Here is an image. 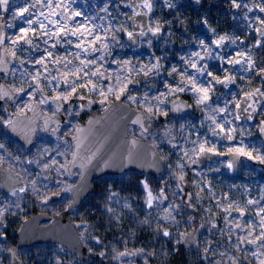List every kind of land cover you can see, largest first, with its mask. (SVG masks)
Listing matches in <instances>:
<instances>
[{
    "label": "rangeland",
    "instance_id": "obj_1",
    "mask_svg": "<svg viewBox=\"0 0 264 264\" xmlns=\"http://www.w3.org/2000/svg\"><path fill=\"white\" fill-rule=\"evenodd\" d=\"M138 1L143 6L145 0ZM174 1L168 0V4L174 5ZM60 2L61 0H51V7H48L39 0H10L8 14L0 12V22L4 25L7 37L5 47L11 59V71L7 81L15 92L12 103H3L6 114L25 113L32 102H37L44 111L58 116L50 98L60 97L64 104L60 110L62 117H58L62 125L58 126L57 131L46 134L40 127L28 149L16 145L11 147L10 154L4 144L0 145L3 164L13 169L26 185L21 194L15 192L6 197L0 196V222L3 216L4 219L18 221L21 217L29 216L33 210H39L52 217H67L77 230L84 226L82 221H72L69 215L57 213L62 206L67 208L71 201L70 189L79 177L78 168H74L71 174L67 171L72 154L70 138L76 133L77 126L86 118L87 113L100 112L109 101L120 99L146 114L148 131L129 126L128 134L149 140L160 154L162 166L169 170L175 182L168 189V193L165 192L166 189H162L163 196L166 197L163 200L157 199L161 189L156 195L148 186L153 196V206L147 209L153 213L154 226L159 227L162 235L167 230L170 235L166 238L174 239L175 245H181L183 233L196 229L195 248L187 250L181 246L185 251H190L189 256L193 259L200 258L206 264H261L264 261V247H259L257 237L261 232V219L264 217V212H261V208H264V176L254 178L250 175L251 166L256 170L260 169V164L257 163L260 156L252 154L244 147L242 143H247L246 137L242 143L235 137L240 136L243 131L239 128L240 124L235 123L233 105L236 98L230 93L235 95L238 89L237 92L229 93L226 91L227 85L218 88L213 83L209 101L198 104L197 94L190 90L191 84L188 83V77L194 72V69L188 67L192 53L199 52L204 57L198 62V66L206 64L214 76L222 79L228 75V70L224 72L216 69L217 66L221 67V62L208 58L201 44L195 51H188L178 48L177 39L176 44H171V41L167 42L164 38H146L131 46L126 36L121 33V26L126 30L128 18L132 14L127 0H75L67 10L57 7ZM64 3H69V0H64ZM257 4L264 6V0H250L248 3L252 9L250 22L257 19L255 11L261 14L255 7ZM153 6L154 4L151 11ZM25 8L29 11L24 13L23 18L14 16V13ZM145 10L151 15V11L147 8ZM52 11L56 15H51ZM75 12L82 15L73 20L70 17ZM40 13L43 15H39ZM28 19L32 20L31 26L25 23ZM41 23L44 27L40 26ZM21 28L26 30V40H31L30 44L25 40L14 43L22 35ZM61 29L67 30L68 35H64ZM73 31L78 34L72 35ZM97 36L100 37L99 40L95 39ZM78 44L82 47L78 48ZM168 44L171 48L169 51ZM232 44L233 49L238 46V42ZM248 56L252 59V51ZM169 58L173 59L171 63ZM257 59L259 62L253 60L254 66L247 71L255 80L258 63L262 62V58ZM157 63L159 67L153 68ZM173 68L176 69L175 72H172ZM218 72L223 73L219 76ZM208 79L211 78L197 74V86L207 87ZM185 84L188 87L184 91H169V88L175 89L178 85L183 87ZM28 87L33 88L32 97L31 92L24 90ZM73 88L75 92L72 91ZM64 96H68L69 100L65 101ZM128 96L136 99L129 100ZM81 97L91 103L90 106L83 103L87 113L82 115ZM154 97H159L162 103H158ZM174 97L185 99L191 107L190 110L179 117L169 115V104ZM220 108H226V111L219 112ZM260 124L261 121L258 130ZM221 125L223 132L220 130ZM228 129L233 130V139L227 138ZM201 147L213 152H239L245 156V162L236 170L232 166L228 167L231 162L227 158L215 159L194 169L187 168L183 160L194 163ZM244 153H250L255 158ZM127 172L136 171L124 173ZM140 174L139 183L146 181L148 184L146 177L150 174ZM136 177L131 176L130 179L134 181ZM52 192L60 194L59 199L51 204L44 202V196ZM113 194L112 199L108 200L112 203V214L119 206L128 204L120 198L118 190ZM147 195L148 192L144 194V204ZM114 196L116 200H113ZM249 201L254 203L249 204ZM77 208L67 213L72 214ZM241 212L244 213L243 217L240 216ZM237 224L241 227L237 228ZM248 232L252 233L250 237ZM241 238L245 241L257 240V244L244 242L238 246ZM5 246L9 258L13 247L9 249L8 241ZM21 249L18 250L20 258ZM44 249L46 254L43 257L49 261L48 264H80L83 261L78 259L76 253L69 254L59 244H48ZM120 253L134 255L121 257ZM120 253L116 257L117 264H139L137 253L128 250ZM83 254L86 260V246ZM138 254L142 255V252ZM153 254L154 252L150 255Z\"/></svg>",
    "mask_w": 264,
    "mask_h": 264
},
{
    "label": "water",
    "instance_id": "obj_2",
    "mask_svg": "<svg viewBox=\"0 0 264 264\" xmlns=\"http://www.w3.org/2000/svg\"><path fill=\"white\" fill-rule=\"evenodd\" d=\"M193 6H198L202 0H187ZM129 7L134 13L129 18L130 32L133 37L128 41L131 45H136L141 39L148 35L158 38L160 33L153 35L149 29L150 16L140 6L138 0H127ZM2 12L6 11L0 9ZM260 26V25H259ZM0 37L4 38L3 25L0 26ZM144 32V35L140 33ZM257 41L261 42L262 36L256 31ZM3 42V41H2ZM0 42V45L2 44ZM260 45V44H259ZM256 42V47L259 46ZM11 70V59L8 50L0 47V75H7ZM223 84H218L223 88ZM7 92V95H3ZM256 90L251 93H255ZM261 92V91H260ZM15 92L12 88L0 81V100L7 97L11 102ZM264 101V96L255 94L246 98V94L240 96L238 102L240 108H234V120L236 124L247 121L252 123L258 113L260 104ZM51 102L59 113L62 107L60 101L51 98ZM84 103V102H83ZM82 103V107H83ZM59 104V108H58ZM190 105L180 97L173 98L169 104V115L179 117L181 114L190 110ZM248 111L245 112L244 109ZM83 113L85 109L82 108ZM239 114L240 119H236ZM61 115V114H59ZM251 116V119H248ZM141 123H134L137 118ZM43 121V127L46 134H50V124H54L55 129L62 121L54 116L42 112L40 105L33 104L29 114L12 113L10 116L11 123L6 125L7 130L23 146L29 147L33 143L36 131L39 129V121ZM148 118L141 110L135 109L122 100L108 102L100 112L87 116V118L77 126L76 133L70 138L72 154L67 166L71 174L74 168L79 169L77 183L70 189L71 202L66 208V212L77 208L82 201L93 192V181L102 176L120 175L125 171H137L140 173L157 176L162 171V158L147 139L128 136V126L136 125L142 131L147 132ZM259 126L258 135L264 146V132H261ZM146 129V131H145ZM228 158L231 162L232 169L236 170L245 162V156L239 152H213L205 149L203 153L196 157L194 163H189L185 159L184 165L189 169H194L202 164L208 163L215 159ZM23 180L14 174L11 170L0 166V190L6 194L12 193L14 189L24 190ZM58 194L49 196L46 200H56ZM187 207V204L185 205ZM50 220V221H49ZM49 221L46 224L42 222ZM17 242L11 250L10 264H20L21 258L17 256L18 250L24 247H30L35 244L57 243L63 246L69 254L76 253L78 259L83 260L85 255V246L79 236L75 225L65 216H57L50 219V216L43 212H35L25 218L16 233ZM181 245L187 249H193L197 242L196 229H190L182 234Z\"/></svg>",
    "mask_w": 264,
    "mask_h": 264
},
{
    "label": "trees",
    "instance_id": "obj_3",
    "mask_svg": "<svg viewBox=\"0 0 264 264\" xmlns=\"http://www.w3.org/2000/svg\"><path fill=\"white\" fill-rule=\"evenodd\" d=\"M165 3V0H154ZM8 13H6L7 15ZM154 15L158 17V20L162 23L166 18L165 8H157ZM161 23H158L160 25ZM171 44L177 40L175 38L170 39ZM264 47V43L261 48ZM258 50L257 54L252 53V61L262 58V62L258 63L259 67L256 76H260V80H256L247 72L245 79L238 85L237 94L233 95L228 90L234 100L233 108L239 99V97L258 87L264 83V79L261 76L264 74L261 70L264 69V50ZM171 50L168 48L167 51ZM172 58H169V63L172 62ZM174 66V64L172 65ZM247 64L246 67L247 68ZM223 72H219V76ZM214 74V73H213ZM239 80V78H238ZM264 87V84H263ZM262 90V88H261ZM260 114L255 116L253 124L242 123L239 128L243 131L242 134L235 135L239 138V142L242 143L244 137L247 143H242L244 147L252 154H259L260 169L256 170L251 166L250 175L254 178L256 176H264V146L258 135V124L264 119V104L261 106ZM232 110V107H231ZM234 110V109H233ZM232 110V112H233ZM82 115V114H81ZM241 169H239L240 171ZM237 171V172H239ZM140 173L127 172L121 176H102L101 178L94 180V190L89 194L80 206L72 211V214L65 212V206H62L57 213H64L69 215L72 221H82L84 226L79 228V235L82 242L88 251V257L83 259L80 264H117L116 257L122 251L128 250L137 253V261L139 264H206L200 258L197 260L189 256L190 251L180 245H175V240L172 238L167 239L161 234L159 227H155L153 223V213L149 212L146 204L143 203L144 194L151 189L156 193H159L160 189H166L165 192H169L168 189L175 183L173 175L169 173L166 167H163V171L158 176L148 175L146 177L148 181L149 189H145L138 178L141 177ZM131 176H137L133 181ZM118 190L120 198L128 202L125 206H119L116 208V212L112 214V203L109 200L112 197L113 192ZM230 192V191H229ZM112 199V198H111ZM117 198L114 196L113 200ZM110 209V210H109ZM36 210H33L34 212ZM55 216V214H53ZM16 228H11L9 233L8 245L9 249L15 245ZM99 241V243L97 242ZM44 245H34L31 247H24L21 249L22 264H48L49 261L44 259L45 248ZM142 252V255L138 254ZM154 254L151 256L150 254ZM103 253V255H101ZM7 264L9 262L7 261Z\"/></svg>",
    "mask_w": 264,
    "mask_h": 264
},
{
    "label": "flooded vegetation",
    "instance_id": "obj_4",
    "mask_svg": "<svg viewBox=\"0 0 264 264\" xmlns=\"http://www.w3.org/2000/svg\"><path fill=\"white\" fill-rule=\"evenodd\" d=\"M151 1L153 2L154 6H153V11H151V15L153 18L151 17L152 21L150 18V26H151V29H154V28L159 26L161 28V31L159 32L160 35L158 38H153L150 35H148L146 38H151L152 40L153 39L159 40L161 38H164V39H166L167 42L171 41L170 39L175 38L179 41L178 48H180L182 50H188V51H195L197 49V47H199V45L201 44L200 43L201 41H203L205 44H209L210 49L213 52V55L219 53L225 57V62L222 65L224 72L226 70H228L227 76L233 77L232 82L227 84L226 91H228L229 88H232V92L237 91L238 85L240 86L239 83L241 81L243 82L245 80V79H243V77L248 75L247 73H245V70H244L246 67V63H244V60H242L240 65H231V64L226 63V61L229 59L240 58L237 55L238 53L246 54L244 56L245 60L247 59V57L251 51H252V53L257 54L258 50H260L262 44L264 43V36H262V38H261L260 45L258 47H256V42L258 40V37L256 35V29L259 27V20L264 19V13L258 14L255 11L254 15H258L257 19L254 22H250V12H248V10H247L248 8H250L248 6V3L250 0H237V2L242 3V5L244 3L247 4V8L242 6L239 9L234 8L232 6L231 0H202L200 5H198V6H193L187 0H175L174 5H172L171 7L168 4V0H165V3H163V4L160 3L161 1L160 2L154 1V0H151ZM140 6H141V4H140ZM141 7L146 12L145 8L143 6H141ZM157 8H165L166 18L163 19L162 23L158 20V17L154 16V15H156L155 11L157 10ZM130 10L132 11V14H133L134 11L131 8H130ZM0 12L6 14L8 12V7H7L6 11L2 12L0 10ZM131 15H130V17H131ZM151 15H149V16H151ZM129 18H128V22H129ZM158 23H161V24L158 25ZM121 29H122V31H121L122 35L124 37L126 36V38L128 39L127 33L130 32L129 23H128V25H126V30L122 26H121ZM220 37H227V39L224 40V42L221 44L220 47H217L216 45L210 43L211 41L217 40ZM146 38L139 40L137 42V44L140 41L145 40ZM6 40H7V37H6L5 30H4V39H3V42L0 45V47H3L7 50V48L5 47ZM232 41L238 42V46L235 49L232 48L234 46L232 44L233 43ZM173 44H176V41ZM131 46H135V45H131ZM168 48H170L169 44L167 45V49ZM261 50L263 51L264 47L261 48ZM258 67H259V65L257 66V68ZM218 68L221 69V67L217 66L216 69H218ZM235 71H237V72L240 71V73H234ZM9 74H10V72H9ZM9 74L0 75V81H3L8 86H10L8 84V81H7ZM224 77L225 76H223L222 79ZM238 78H239V80H238ZM256 78L258 81L260 80V76H256ZM261 78L264 79V74L261 76ZM263 84L261 86H258L256 88L244 93V94L251 93L252 91H254L256 89H259L261 92H264ZM261 88H262V90H261ZM24 90H27L28 93L31 92V97H32L33 88L28 87V88H25ZM238 100H237V102H238ZM13 101H14V97H13V100L11 102L8 100L7 97L0 100V145L4 144L6 149H7V152L9 154H10V149L13 146L19 145V146H22L24 149H28L33 144L32 143L29 147L23 146L20 142L17 141V139H15V137L6 128V125L10 121V116L12 113H9V115L6 114V111L4 110L5 105L3 103L4 102L12 103ZM82 101H81V103H82ZM237 102H236V104H237ZM50 103L52 104L51 98H50ZM33 104H38L41 107V104H39L37 102H32L28 111L25 113H21V114H26V115L29 114ZM263 104H264V101L260 104L257 115L260 114V110H262L261 106ZM63 105L64 104L62 102V106ZM52 107L56 111L53 104H52ZM234 108H235V106H234ZM41 109H42V107H41ZM42 112L47 113L48 115L55 117V115H51L48 112L44 111L43 109H42ZM13 113H15V112H13ZM56 113H58V112L56 111ZM86 113H87V109L85 108V114ZM86 115L89 116L90 114L87 113ZM87 116H86V118H87ZM254 121H255V118H254ZM262 121L263 120H261V122ZM242 123L243 122H241L240 124H242ZM244 123H248V122L244 121ZM38 125H39V129L41 127L42 130L45 132L42 120L39 121ZM59 125H62V123L58 124L56 126V129H55L54 124H50L49 129L51 130V133L57 131ZM37 131H36L35 135L37 134ZM33 141H34V139H33ZM0 166H3L7 170H11L14 174L19 176L17 173L14 172L13 169H11L8 166H5L3 164V158L2 157H0ZM24 184H25V182H24ZM25 188H26V185H25ZM25 188H24V190H25ZM24 190L21 191V190L14 189L12 191V193H9V194H6L5 192L0 190V196L6 197V196H9L15 192H16V194L20 193V192H24ZM54 194H58V193L52 192V193L48 194V196H44V202L51 204L52 202H55L56 200H58L60 197V194H58L59 196L56 200H50V201L46 200L49 196H52ZM35 212H43V213L48 214L50 216V219L54 218L49 213H47L45 211H39V210L31 212L30 215L35 213ZM65 212H66V209H65ZM27 217L28 216L21 217L18 221L14 220L12 218L4 219V216L2 217L1 222H0V228H1L0 233H2L3 236L0 237V242H1L0 264H7V261L10 264L11 252H10V256L8 258L7 257V251L5 250V248H6L5 244L8 241L7 238H9L10 229L11 228L15 229L16 226H18V228H17V230H18L22 221ZM55 217H57V216H55ZM49 221L42 222L41 224H46ZM17 230H16V233H17ZM16 242H17V238H16ZM48 244H57V243H42V244H35V245L47 246ZM15 245H16V243H15ZM32 246H34V245H32ZM17 256H18V253H17ZM21 262H22V258H21Z\"/></svg>",
    "mask_w": 264,
    "mask_h": 264
},
{
    "label": "snow or ice",
    "instance_id": "obj_5",
    "mask_svg": "<svg viewBox=\"0 0 264 264\" xmlns=\"http://www.w3.org/2000/svg\"><path fill=\"white\" fill-rule=\"evenodd\" d=\"M9 2H10V0H0V9L7 10ZM39 2H41L43 4H46L48 7H51V0H39ZM74 2H75V0H69V3H64V0H61V2L59 4H57V7H63L65 10H67L70 7L71 3H74ZM231 3H232V6L234 8H237V9L241 8L242 6L247 8V4L246 3H244L242 5V3H238L237 0H231ZM169 6L171 7L172 5H169ZM32 7H35V5H33ZM143 7L147 8L149 11H151V9H152L151 0H145V2L143 4ZM255 7L258 8L261 13H264V6H262L261 4H257ZM104 10L106 11L107 9L105 8ZM247 10H248V12L252 11L251 8H248ZM28 11H29V9H27V8L22 9L20 12L14 13V16L23 18L24 13H26ZM50 14L53 15V16L56 15L55 11H52ZM39 15H43V13H40ZM81 15H82V13L75 12V13L72 14V16L70 18L75 20V17H79ZM85 20H87L86 17H85ZM25 23H27L29 26H31L32 20H30V19L25 20ZM259 25L260 26L256 29V31L261 36H264V19H260L259 20ZM40 26L44 27L43 23H41ZM81 27H83V25H81ZM85 30L88 31L87 29H85ZM61 31H63L64 35H68L67 30L61 29ZM149 31H151L153 35H156V34H158L161 31V28L158 26V27H156L154 29L150 28ZM20 32L22 33V35L18 36L17 41H14V43L18 42L19 40H25L26 43L30 44L31 40H26V30L24 28H21ZM71 34L72 35H77L78 32L77 31H73ZM140 34L144 35V32H141ZM127 35H128V37L130 39L133 37V33L132 32H128ZM3 39H4L3 37H0V42H2ZM95 39L99 40L100 37L97 36V37H95ZM225 39H227V37H220L219 39L211 41L210 43L216 45L217 47H220ZM232 42L235 43V41H232ZM200 43H201V46L205 50V55L208 58L217 59V60H219L221 62V71H223L224 69H223L222 65L225 62V57L223 55L219 54V53H217L214 56L212 51H211V49H210V45L209 44H205L203 41H201ZM260 43H261L260 41H257L258 45ZM77 47L80 48L82 46L78 44ZM85 51H87V50L85 49ZM93 51H95V49H93ZM237 55L240 58L229 59V60L226 61V63L231 64V65H240L242 60H244V63H246L248 65V67L244 69L245 71H248L249 69H251L254 66V62L252 61L250 56H248L247 59L245 60L244 56L246 54L238 53ZM193 56L195 57V59H191V57H193ZM203 59H204V57H202L199 52H196V53L190 54V58H189V62H188V67H191L192 69H194L193 74L190 77H188V83L191 84V89L190 90L197 94V101L196 102L198 104H205L206 102L209 101V99H210L209 92L212 90L213 83H215V84H223V85L226 86L227 84H229L233 80V77L227 76V75L223 79L219 78L218 76H214L213 73L208 70V66L206 64H204L202 66H198V62L203 60ZM37 63H41V62L37 61ZM158 67H159L158 63L153 65V68H158ZM175 71H176V69L173 68L172 72H175ZM261 71L264 72V69H262ZM186 73H187V68L185 69V74ZM197 74L200 77H205L206 76V77H210L211 78V79L206 80L207 87L197 86V83H196ZM170 75H171V73H170ZM183 81H184V75L181 76V82H183ZM187 87H188L187 84H185L183 87L178 85L175 89L169 88V91L170 92H172V91L181 92V91L186 90ZM21 91H23V90H21ZM72 91L75 92V88H73ZM7 94H8L7 92L3 93V95H7ZM255 94H258L260 96H264V92H260L259 89H256L255 93H247L246 94V98H250L251 96H253ZM0 98H2V97H0ZM54 99L56 101H59L60 97H55ZM63 99L65 101H68L69 97L68 96H64ZM81 99H83V98L81 97ZM127 99L135 100L136 97L128 96ZM154 99L158 103H162V101H160L159 97H154ZM42 102H46V101H42ZM58 108H59V104H58ZM236 108L237 109L240 108V103L239 102H237ZM148 111H149V113H151V109H149ZM218 111L219 112H225L226 108H220V109H218ZM244 111L247 112L248 109L245 108ZM165 115H167V113H165ZM251 118H252L251 116H248V119H251ZM236 119H240L239 114H237ZM9 123H11V122H9ZM134 123H141V119L138 117L137 120L134 121ZM220 130H221V132L224 131L223 125L220 126ZM260 130H261V132H264V125L261 126ZM145 131H146V129H145ZM232 131H233L232 129H228V132H227V138L228 139H233V136L231 135ZM0 147H2V146H0ZM204 151H205V149L203 147H201L200 148V152L203 153ZM244 154L245 155H249L250 158H255V157H251L250 153H244ZM262 162H264V160H262ZM231 166H232L231 164L228 165V167H231ZM141 184L143 185V187L145 189H148V184H147L146 181H141ZM21 191H23V189H21ZM157 199L158 200L166 199V197L163 196V190L162 189H161V194H160V196L157 197ZM248 203L251 204V203H254V202L253 201H249ZM256 203H258V202H256ZM146 206L148 208H151L153 206V196H152V193H151L150 190L148 191L147 200H146ZM261 212H264V208H261ZM240 216L243 217L244 213L241 212ZM236 227L240 228L241 226L239 224H237ZM260 227H261V232H260L259 236L257 237V240H259V242H260L259 243V247H264V217H262V219H261ZM241 230L243 231V229H241ZM163 235L165 237H167V236L170 235V233L167 230H165V231H163ZM251 235H252V233L248 232V236L250 237ZM2 236H3V234L0 233V237H2ZM257 240L248 239V240L245 241L244 238H241V240L238 241V246L240 244L244 243V242H247L248 244L255 245V244H257ZM97 242L99 243V241H97ZM101 255H103V253H101ZM119 255L121 257H123V256H126V255H134V254L133 253H120ZM253 255L255 256L256 253L254 252ZM261 264H264V261H262Z\"/></svg>",
    "mask_w": 264,
    "mask_h": 264
},
{
    "label": "clouds",
    "instance_id": "obj_6",
    "mask_svg": "<svg viewBox=\"0 0 264 264\" xmlns=\"http://www.w3.org/2000/svg\"><path fill=\"white\" fill-rule=\"evenodd\" d=\"M10 3V2H9ZM1 25H3V23H0V26ZM3 30H4V25H3ZM0 31H1V29H0ZM11 87V86H10ZM217 87H218V85H217ZM12 88V87H11ZM219 88V87H218ZM53 98V97H52ZM55 98V97H54ZM174 98H176V97H174ZM180 98H182V97H180ZM83 101H82V103L84 102H87V104L90 106L91 105V103H90V101L89 100H86V99H82ZM119 100V99H118ZM185 100V99H184ZM60 101V100H59ZM113 101H116V100H113ZM186 101V100H185ZM61 102V101H60ZM110 102V101H109ZM187 102V101H186ZM62 103V102H61ZM82 103H81V114H85V113H83V111H82ZM188 103V102H187ZM189 104V103H188ZM85 109V108H84ZM61 110V109H60ZM102 110V109H101ZM98 113V112H97ZM186 113V112H185ZM59 114H61L60 112L58 113V116H55L58 120H60L58 117H62L61 115H59ZM95 114V113H94ZM90 115H92V114H90ZM146 115V114H145ZM86 119V118H85ZM84 119V120H85ZM64 120V119H63ZM83 120V121H84ZM264 120V119H263ZM82 121V122H83ZM262 123V122H261ZM147 124H148V121H147ZM129 126H136V125H129ZM129 126H128V128H129ZM138 127V126H137ZM140 128V127H139ZM141 129V128H140ZM149 129V128H148ZM128 136H130L129 134H128ZM131 136H133V135H131ZM228 159V158H227ZM229 160V159H228ZM162 164H163V160H162ZM165 167V166H164ZM68 171V170H67ZM162 171H163V166H162ZM162 171H161V173H162ZM126 172V171H125ZM135 172V171H134ZM137 172V171H136ZM69 173V172H68ZM160 173V174H161ZM70 174V173H69ZM123 174V173H122ZM122 174H120V175H117V176H121ZM159 174V175H160ZM109 176H111V175H109ZM158 176V175H157ZM97 180V179H96ZM93 183V182H92ZM93 186H94V183H93Z\"/></svg>",
    "mask_w": 264,
    "mask_h": 264
}]
</instances>
